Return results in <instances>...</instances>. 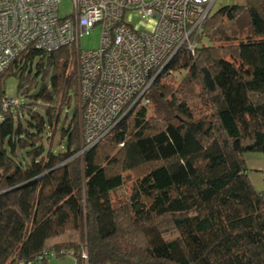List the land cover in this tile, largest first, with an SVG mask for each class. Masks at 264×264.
<instances>
[{
    "label": "trees",
    "instance_id": "16d2710c",
    "mask_svg": "<svg viewBox=\"0 0 264 264\" xmlns=\"http://www.w3.org/2000/svg\"><path fill=\"white\" fill-rule=\"evenodd\" d=\"M176 71L179 85L166 84ZM11 74L0 264L65 253L74 264H264V190L244 159L264 155V0L209 13L194 52L171 57L148 103L82 152L74 44L21 52L0 72V98ZM55 132L58 150L45 146Z\"/></svg>",
    "mask_w": 264,
    "mask_h": 264
},
{
    "label": "built area",
    "instance_id": "2783aa9c",
    "mask_svg": "<svg viewBox=\"0 0 264 264\" xmlns=\"http://www.w3.org/2000/svg\"><path fill=\"white\" fill-rule=\"evenodd\" d=\"M214 2L72 0L73 11L60 16L59 0H0V72L29 47L50 51L74 44L82 152L134 106L148 103L151 82L179 49L194 52ZM130 8L155 18L154 30L138 31L125 22L123 13ZM97 23L99 46L81 50L80 29ZM15 101L0 98V112Z\"/></svg>",
    "mask_w": 264,
    "mask_h": 264
},
{
    "label": "rangeland",
    "instance_id": "374dc122",
    "mask_svg": "<svg viewBox=\"0 0 264 264\" xmlns=\"http://www.w3.org/2000/svg\"><path fill=\"white\" fill-rule=\"evenodd\" d=\"M242 0H215L210 13L215 12L218 8L224 5H230L233 3L240 2ZM73 11L72 0H59V15L65 16L70 14ZM123 19L125 22H128L130 26L135 30H144L148 32H152L156 25V19L149 16L144 17L141 16L139 11L135 8L126 9L123 13ZM100 34H101V26L99 23L94 26L88 28L80 29L79 36V48L81 50L94 49L99 46L100 42ZM76 59V52H75ZM182 72L176 71L170 77L166 78L164 82L166 84H171L176 87L180 83V78L182 76ZM16 82L17 79L14 75H3V83L2 86L4 88V95L6 97H14L16 96ZM78 96V95H77ZM79 101V99H78ZM79 104V103H78ZM79 112L80 105H78V120H79ZM152 112L151 105L147 106V114L149 115ZM80 140V136H79ZM45 146H49L53 150L61 148L59 145V135L56 132L51 138L50 142L47 141ZM244 159L246 160L247 165V175L252 182V185L257 190H264V170H260L264 166V155L257 151L246 152L244 154ZM134 177L133 173L129 174L127 179V183L125 184L124 190H128L131 185V180ZM74 256L71 253H65L63 255H50L46 262H37L35 264H74ZM109 264V263H106Z\"/></svg>",
    "mask_w": 264,
    "mask_h": 264
},
{
    "label": "crops",
    "instance_id": "0c3cea01",
    "mask_svg": "<svg viewBox=\"0 0 264 264\" xmlns=\"http://www.w3.org/2000/svg\"><path fill=\"white\" fill-rule=\"evenodd\" d=\"M245 165H246V160H245ZM246 169H248L247 168V165H246ZM260 170H264V166H262V168H259ZM249 177V176H248ZM252 183V182H251Z\"/></svg>",
    "mask_w": 264,
    "mask_h": 264
}]
</instances>
